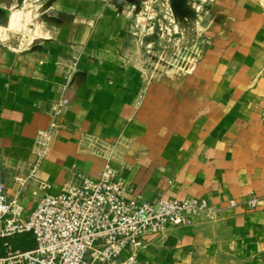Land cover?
Returning a JSON list of instances; mask_svg holds the SVG:
<instances>
[{
    "label": "crops",
    "instance_id": "1",
    "mask_svg": "<svg viewBox=\"0 0 264 264\" xmlns=\"http://www.w3.org/2000/svg\"><path fill=\"white\" fill-rule=\"evenodd\" d=\"M214 1L219 45L209 60L218 80L185 97L176 92L170 120L157 114L163 105L154 87L142 95L127 62L121 0H48L42 36L22 45L0 40V169L22 216L44 192L78 173L96 176L107 163L130 195L199 197L216 209L161 237L146 235L145 264H264V14L252 0ZM17 2L0 0V11ZM60 96L63 127L38 163L37 181L21 185L15 177L37 160L35 132L48 126ZM251 194L253 209L241 203ZM229 197L240 203L228 206ZM5 239L0 255L10 248ZM33 246L32 239L25 249Z\"/></svg>",
    "mask_w": 264,
    "mask_h": 264
},
{
    "label": "built area",
    "instance_id": "2",
    "mask_svg": "<svg viewBox=\"0 0 264 264\" xmlns=\"http://www.w3.org/2000/svg\"><path fill=\"white\" fill-rule=\"evenodd\" d=\"M67 99L60 96L51 106L46 128L37 129L33 151L37 160L26 177H15L21 185L37 181L39 161L48 152L53 133L63 127L60 117ZM39 186L48 188L43 182ZM228 206L240 202L232 197ZM251 194L241 203L256 207ZM15 198L5 194L0 169V237L29 232L34 246L10 250L0 255V264H106L120 258V264H139L135 251L145 246L146 235H158L173 226L186 227L199 214L216 212L199 197L138 200L125 195L123 182L105 167L96 176L77 174L58 192H44L28 216ZM128 255L122 257L121 253Z\"/></svg>",
    "mask_w": 264,
    "mask_h": 264
},
{
    "label": "rangeland",
    "instance_id": "3",
    "mask_svg": "<svg viewBox=\"0 0 264 264\" xmlns=\"http://www.w3.org/2000/svg\"><path fill=\"white\" fill-rule=\"evenodd\" d=\"M252 2L257 4L264 14V0ZM216 4L214 0L120 2L126 35L125 57L131 67L139 73L142 95L151 87L155 88L153 91L156 94V101L160 100L163 105L162 113H157L162 119L170 120L172 116L170 112L177 105L172 106L173 108L169 105L171 97L175 99L176 92L184 93L189 88L200 90L201 85L205 83L203 80L206 79L210 81L212 88L218 80L217 69L209 60L216 56L213 51L219 45ZM49 9L48 0H18L16 5L1 10L0 40L22 45L42 36L41 28L45 24H50V19L45 17ZM10 15L15 19H11ZM183 95L185 97L186 94ZM152 102L153 98L150 101L151 105ZM153 116L155 115H152L150 120H153ZM113 173L123 182L126 197L147 200L139 194H128V183L115 169ZM160 197L162 198V195ZM167 229L154 237H161ZM5 240L10 250H22L32 243L29 233L8 236ZM144 248L145 246L135 251L139 264H145L140 256ZM123 260L125 259L120 258L106 264H120Z\"/></svg>",
    "mask_w": 264,
    "mask_h": 264
},
{
    "label": "trees",
    "instance_id": "4",
    "mask_svg": "<svg viewBox=\"0 0 264 264\" xmlns=\"http://www.w3.org/2000/svg\"><path fill=\"white\" fill-rule=\"evenodd\" d=\"M26 233H29V232H26ZM30 235H31V237H32V239H33V236H32V234L31 233H29ZM33 241H34V239H33ZM23 250V249H22Z\"/></svg>",
    "mask_w": 264,
    "mask_h": 264
}]
</instances>
